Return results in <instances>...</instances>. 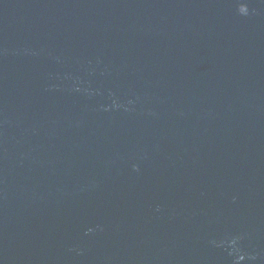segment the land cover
<instances>
[{"label": "water", "instance_id": "water-1", "mask_svg": "<svg viewBox=\"0 0 264 264\" xmlns=\"http://www.w3.org/2000/svg\"><path fill=\"white\" fill-rule=\"evenodd\" d=\"M0 264H264V0H0Z\"/></svg>", "mask_w": 264, "mask_h": 264}]
</instances>
